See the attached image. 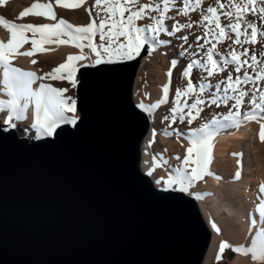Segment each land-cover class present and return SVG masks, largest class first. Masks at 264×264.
<instances>
[{"label": "water", "instance_id": "obj_1", "mask_svg": "<svg viewBox=\"0 0 264 264\" xmlns=\"http://www.w3.org/2000/svg\"><path fill=\"white\" fill-rule=\"evenodd\" d=\"M140 63L81 68L80 118L54 137L0 125V264L203 263L211 231L197 202L142 170Z\"/></svg>", "mask_w": 264, "mask_h": 264}, {"label": "snow or ice", "instance_id": "obj_2", "mask_svg": "<svg viewBox=\"0 0 264 264\" xmlns=\"http://www.w3.org/2000/svg\"><path fill=\"white\" fill-rule=\"evenodd\" d=\"M2 2L3 0H0V3ZM54 2L59 7L77 8L82 6L86 0H79L75 4H67L63 0H54ZM205 3L206 0H93L92 6L87 9L88 15L93 16L92 7H94L99 20L92 18L90 23L84 26H73L63 18H60L56 23L35 25L10 22L0 16V25L10 33V39L6 43L0 41V69L3 70V79L0 81L3 87L0 88V92L8 97V99H0V113H7L2 122L7 126L5 130L16 129L15 121L26 120L30 108H34V112L33 121L29 127L35 130V139L54 137L62 124H70L75 127L79 119L76 115V101L71 97L64 96L67 89L56 88L45 83H40L36 88L33 85L38 80L69 79L75 87V73L78 69L73 62L87 59L83 55L69 54L64 63L58 65L51 72L38 76L35 72L14 67L12 59L15 56L31 55L37 50H53L44 49L45 43L72 44L80 48L81 52L83 47H89L96 56L95 64L113 63L116 57L134 59L141 54L146 45H152L153 51H155L156 45L170 43L169 40L160 39V34L171 37L181 33L182 30L199 27L202 29V35H195L194 40L197 48L203 52V57L192 59L180 74L186 80V84L175 90V106L171 108L172 122L175 123L178 116L181 123L187 118L188 124H191L199 118V113L203 111L201 105L207 103L219 107L221 104L227 106L229 101H234L231 108L236 111L229 110L223 117L225 121H230L231 125H222V127H239L243 121H256L260 124V139L264 141V122H262L264 121V115H262L264 114V88L259 86L261 82H264V61L259 60L255 54L249 55L252 49L245 47V45L257 44L264 46V28L261 27L264 25V0H210L206 7ZM178 5L180 6L178 7ZM35 9H39V11H33ZM173 9H176V15L179 16L190 17L191 13H198L199 17L181 23L169 16ZM29 13L57 21L53 0H48L46 3L36 0L20 14V18ZM169 19L173 20L171 28L174 30H170L166 26ZM139 21L147 22L141 26L138 24ZM106 28L107 31H105ZM26 32L32 33V48L28 52H19L18 49L29 42L30 38L25 35ZM37 33H39L38 39L36 38ZM97 33H99V39L106 43L97 45L93 42ZM61 37H67V39ZM121 37L124 38L123 41L120 40ZM178 38L185 44L188 43V35L181 34ZM82 40H87L89 43L82 45ZM201 41L203 42L201 43ZM98 49H102L103 55ZM185 54L198 55L196 49L188 53L187 48L181 53V56ZM260 54L264 55V52ZM105 56L107 59L104 58ZM32 63L36 64L37 61L32 60ZM177 64V60L171 61V69L167 72L169 80L162 88L163 98L151 106H146L143 103L139 105L145 112L150 113L153 108L168 103L172 69H175ZM194 68H199L202 73H206L202 76L205 81L214 77L218 82L215 85L202 83L197 91V86L193 84L191 78ZM249 69L252 71L250 72ZM65 71L67 72L66 77L60 75ZM233 73L237 74L235 78ZM249 85L251 87H247ZM213 87L217 94L210 95L206 101L202 94ZM220 92H223L222 96L218 95ZM185 97L187 99H182ZM246 97L250 110L243 114V121H241L239 119L240 109L244 107ZM188 100H193V102L189 104ZM185 109L188 111L185 112ZM164 119L167 120L169 117L166 116ZM215 124H220V121L213 119L191 130V135L188 137L191 146L186 150L187 155L182 161V167L174 168L167 180L161 177L155 181L157 185H163V191H179L192 195L190 189L195 186L198 180H202L205 175H213L208 171V166L212 160L211 153L214 147L212 140L216 135L210 125ZM178 134L184 135L182 132ZM153 159L155 161L156 158ZM176 159L179 160L180 157H176ZM192 165L194 167L188 171ZM154 171L155 167L150 169L147 175L152 176ZM239 176L240 173L237 172L236 178L238 179ZM260 192L264 193V184L260 186ZM195 195L197 199L201 198L199 194ZM257 211L260 221L264 222V200L260 201ZM256 223L257 220L253 219L252 224ZM212 227L220 232L215 223L212 224ZM257 241L258 243H254L250 249L233 250L243 251L245 255L251 252L254 261L264 262V228L258 233ZM228 248H230L228 242L222 241L217 261L222 258V254Z\"/></svg>", "mask_w": 264, "mask_h": 264}, {"label": "bare ground", "instance_id": "obj_3", "mask_svg": "<svg viewBox=\"0 0 264 264\" xmlns=\"http://www.w3.org/2000/svg\"><path fill=\"white\" fill-rule=\"evenodd\" d=\"M34 2H36V0H3V2L0 3V16H3L10 22L32 23L35 25L56 23L60 18L65 19L73 26L87 25L92 18H96L97 21L99 20V17H96V9L94 7H92L93 16L90 17L88 15L87 9L92 6L93 0H86L82 6L77 8L59 7L53 0L57 21L35 16L31 13L20 18V14L28 9ZM39 2L46 3L48 0H39ZM63 2L75 4L78 3L79 0H63ZM208 2H210V0H206L205 7ZM179 6L180 5H178V7ZM33 11H39V9ZM101 15H103V13H101ZM169 16L174 17L175 20H179L181 23H186L189 22V19H197L199 14L191 13L190 17H183L176 15V9H173L172 12L169 13ZM146 22L147 21H139L138 24L142 26ZM172 23V19L166 22V26H168L170 30H174L171 28ZM261 27L264 28V25H261ZM105 31H107V28ZM181 34L189 36L187 44L178 38ZM25 35L30 38L29 42L20 47L18 49L19 52H28L32 48V33L26 32ZM195 35H202V29L193 27L190 30H182L181 33L171 37L166 34H160V39L169 40L170 43L156 45L155 51H153L152 45H146L145 49L141 51V54L134 58L141 57V63L134 80L133 99L136 106L146 114L150 124L149 133L142 143V170L147 174L150 169L155 167L153 175L149 177L158 188L162 189L163 185H157L155 181L161 177L167 180L174 168L182 167V161L187 155L186 150L191 146L188 139L191 135V130L213 119L219 120L220 124L210 125L211 129L216 132L212 140V144L214 145L211 153L212 160L208 166V171L213 175H205L202 180H198L195 186L190 189V192L193 193L192 195L184 193L197 202L211 231V242L202 264H264V262L254 261L251 252L245 255L243 251L233 250L252 248L254 243H258L257 235L261 229L264 228V222L260 221L259 212L257 211V206L260 204V201L264 200V193L260 192V186L264 184V141L260 139L261 129L259 123L256 121H243V114L250 110L248 98H245L244 107L240 109L241 116L239 119L243 122L239 127H222V125H231V122L225 121L223 117L229 110L233 112L236 111L231 108L234 101H229L227 106L221 104L219 107L207 103L201 105L200 107L203 108V111L199 113V118L194 120L191 124H188L187 118L183 123L179 121L178 116L175 123H173L171 119L173 115L171 108L175 106L176 99L175 90L184 87L186 84V80L180 75L181 72L192 59H201L203 57V52L197 48L194 40ZM36 38H39V33H37ZM61 38L67 39V37ZM9 39L10 33L0 25V41L6 43ZM123 39V37L120 38L121 41H123ZM93 42L97 45L106 43V41H101L99 39V33L93 38ZM202 42L203 41H201V43ZM88 43L87 40L81 41L82 45H87ZM189 45H191V47H189ZM245 47H250L252 49L249 55L255 54L259 60L264 61V55L260 54L264 52V46L257 44L251 46L245 45ZM43 48L53 50H37L31 55H17L12 59L13 66L25 71L35 72L38 76H43L45 73L50 72L45 60L56 57V63L60 65L66 61L69 54L83 55L86 56L87 59L73 62L78 69L75 73V80L77 83L79 70L81 68L96 67L105 64H95L96 56L87 46L83 47L82 52L80 48L72 44L58 45L54 43H45ZM185 48H187L188 53L196 49L198 55L190 56L185 54L181 56ZM98 50H100L103 55L102 49ZM145 50L147 53L143 55V51ZM104 58L107 59V56ZM114 59L115 62L113 63L128 61V59H120L119 57ZM174 59L178 61V64L175 69H172L173 74L168 103L161 104L158 108H153L150 113L145 112L139 107L141 103L146 106H151L163 98L162 88L168 83L169 78L167 72L171 69V61ZM32 60H36L37 63L33 64ZM168 60L170 63H168ZM249 71L251 72L252 70L249 69ZM60 75L66 77L67 72H62ZM203 75H206V73H202L201 69H193L191 78L193 84L197 86V91L199 85L202 83L215 85V83L218 82L217 78L214 77H210L205 81L202 78ZM236 75V73H233L234 78ZM2 79L3 70L0 69V81H2ZM61 80H66L70 86L72 84L69 79ZM40 83L51 85L49 79H45L42 81L38 80L33 87L36 88ZM52 86L64 89L58 85ZM141 86H145L143 92L140 91ZM259 86L264 88V82H261ZM2 87L3 85L0 83V88ZM247 87H251V85ZM146 90H148L147 94H145ZM216 94V90L213 87L207 89L202 95L207 101L210 95ZM218 95L222 96L223 92L218 93ZM64 96L74 99L73 95L68 91L64 93ZM0 99H8V97L3 92H0ZM182 99L187 98L185 97ZM192 102L193 100H188L189 104ZM69 103H71V101H69ZM187 111L188 109H185V112ZM33 112L34 108H30L27 113V119L15 121L17 123V128L10 130H14L21 138H26L31 141L40 140L34 138L36 135L35 130L29 127L33 121ZM78 112L79 111H76L77 116L80 114ZM6 115V112L0 113V125L3 129L7 127L2 123ZM68 115H71V113H68ZM166 116L169 117V119H164ZM25 129H27V131H25ZM180 132L184 133V135H179L178 133ZM159 147L163 149V152H158L157 149ZM156 153H159V156ZM236 153L242 155H234ZM154 157L156 158L155 161L153 159ZM176 157H180V159L178 160ZM164 161H167V163H164ZM156 165L160 166L157 167ZM191 167H194V165L190 166L188 171H191ZM237 172L240 173L238 179L236 178ZM217 177H219V179H217ZM195 194H199L201 198L197 199ZM253 219L257 220L255 225L252 224ZM213 223L217 225L220 232H217L212 227ZM222 241L228 242L230 248L226 249L222 254V258L217 261V254ZM230 252L233 253V257H229Z\"/></svg>", "mask_w": 264, "mask_h": 264}, {"label": "rangeland", "instance_id": "obj_4", "mask_svg": "<svg viewBox=\"0 0 264 264\" xmlns=\"http://www.w3.org/2000/svg\"><path fill=\"white\" fill-rule=\"evenodd\" d=\"M56 62H57L56 57H54V58L51 57V58L45 60V63L48 65L50 72H51L54 68H56V67L58 66V64H57ZM168 63H170L169 60H168ZM46 69H47V68H46ZM49 81L51 82V85H58V86L63 87L64 89H67V91L73 95L74 100H75L76 103H77L76 87H77V84H78V82H79V75H78V82L76 83L75 87H73L72 84H71V86H70V84H69L68 82H66V80H51V79H49ZM145 86H146V85H145ZM145 86H141V88H140V91H141V92H143ZM147 92H148V90H146L145 94H147ZM76 109H77V105H76ZM77 111H78V110H77ZM78 113H79V112H78ZM79 115H80V114H79ZM79 115H78V117L80 118ZM159 148H160V149H159ZM159 148L157 149L158 152H163V149H162L161 147H159ZM156 154L159 156V153H156Z\"/></svg>", "mask_w": 264, "mask_h": 264}]
</instances>
